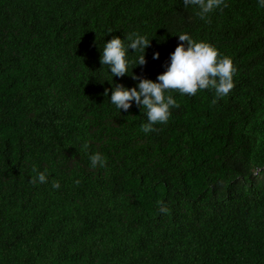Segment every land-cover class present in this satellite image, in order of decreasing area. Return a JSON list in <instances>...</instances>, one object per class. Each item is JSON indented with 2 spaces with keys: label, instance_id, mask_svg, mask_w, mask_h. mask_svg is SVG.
<instances>
[{
  "label": "trees",
  "instance_id": "trees-1",
  "mask_svg": "<svg viewBox=\"0 0 264 264\" xmlns=\"http://www.w3.org/2000/svg\"><path fill=\"white\" fill-rule=\"evenodd\" d=\"M225 3L200 19L183 0H0V264H264V8ZM131 33L147 63L129 49L113 77L104 44ZM180 34L231 58L235 87L166 93L180 107L146 134L111 93L159 82Z\"/></svg>",
  "mask_w": 264,
  "mask_h": 264
},
{
  "label": "clouds",
  "instance_id": "clouds-1",
  "mask_svg": "<svg viewBox=\"0 0 264 264\" xmlns=\"http://www.w3.org/2000/svg\"><path fill=\"white\" fill-rule=\"evenodd\" d=\"M184 5L197 7L196 15L200 19H206L210 12L216 9L223 11L228 5L225 0H183ZM260 7L264 8V0H258ZM130 42L125 47L124 40L114 37L102 49L101 63L108 65L113 77H123L128 74L129 61L127 54L129 49L144 53L140 55L136 63L138 66L146 65L145 50L150 46L145 36L131 33L126 36ZM181 43L170 56V65L167 70L157 77L159 82L133 75V79L139 81L137 87L131 89L123 85H116L111 93L110 102L119 110L127 111L132 107V102L142 106L146 110L147 123L141 125L144 133L155 132L156 125H165L171 117V109L180 105L172 95L166 93L178 92L181 95H196L198 91L214 90L215 98L211 101L215 105L220 98L226 97L234 89V76L237 72L233 61L229 57H222L219 51L205 42H197L188 34H180ZM159 53L154 54V59H159ZM105 96L108 90H105ZM89 145L85 143L83 149ZM92 168L105 167L107 159L99 152L89 157ZM30 183L33 185L46 184L48 176L45 172H39L35 167ZM78 183V181H77ZM52 187L59 189V181H53ZM161 213H168V207L163 201H157Z\"/></svg>",
  "mask_w": 264,
  "mask_h": 264
}]
</instances>
